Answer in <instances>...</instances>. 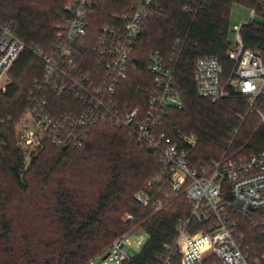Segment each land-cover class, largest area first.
<instances>
[{
	"label": "trees",
	"instance_id": "1",
	"mask_svg": "<svg viewBox=\"0 0 264 264\" xmlns=\"http://www.w3.org/2000/svg\"><path fill=\"white\" fill-rule=\"evenodd\" d=\"M68 2L0 0V26L10 28L28 46L52 53ZM236 4L257 9V19L244 26L241 34L246 47L258 52L264 61L263 6L248 0H215L200 7L189 0H156L134 45L138 70L120 89L123 104L131 109L147 108L153 88L147 71L149 57L154 52L170 55L180 42L175 79L184 107L169 113L164 132L177 142L181 133L196 137L198 145L193 155L198 163L225 156L246 159L264 150V127L259 125L257 113L250 111L247 99L234 92L221 101L200 98L194 80L196 61L201 56L217 58L225 77L233 72L235 64L229 52ZM129 5V0H101L87 45L79 49L88 61L83 63L84 69L89 71V62L94 61L91 48L101 28ZM43 74V63L25 52L11 72L7 91L0 93V264H88L108 254L117 240L134 229L149 239L141 252L124 264H157L160 256L176 252L178 225L190 219L193 206L183 193L168 188L155 197V205L145 208L136 201V193L145 191L161 168L153 154L131 142L126 130L98 126L80 149H58L46 142L24 172L16 128L2 121H18L24 115L28 91ZM53 99L58 106L66 101ZM69 108H60L59 114L69 112ZM256 110L264 111V98L257 102ZM29 175L39 181L40 189L34 190L39 197H45L43 191L54 184L48 197L55 199L46 208L53 213L51 232L41 236L30 230L24 218L27 209L33 208L31 201L20 197L32 192ZM7 178L13 189L6 186ZM201 231L210 229L194 220L190 232ZM239 232L247 243L256 242L257 255L264 254V231L241 219ZM172 264H180L178 253Z\"/></svg>",
	"mask_w": 264,
	"mask_h": 264
},
{
	"label": "built area",
	"instance_id": "2",
	"mask_svg": "<svg viewBox=\"0 0 264 264\" xmlns=\"http://www.w3.org/2000/svg\"><path fill=\"white\" fill-rule=\"evenodd\" d=\"M129 1L124 13L113 15L111 23L101 28L91 48L95 58L89 62V71L83 68L88 61L79 49L87 45L101 0H69L52 53L28 46L10 28L0 26V92L7 91L11 72L25 52L44 65L43 77L28 91L24 115L2 124L14 125L25 156L40 153L46 142L58 149H80L98 126L126 130L131 142L153 154L161 168L146 190L136 193V201L145 208L155 205V197L168 188L183 193L193 206L190 219L178 225L177 251L160 256L157 264H172L177 253L180 264H264V254L254 252L256 242L247 243L239 232L241 219L264 231V150L246 159L225 156L198 163L193 155L196 137L181 133L177 142L164 132L169 113L184 107L175 79L181 43L173 46L170 55H150L147 71L153 88L147 108L131 109L121 102L123 83L138 70L134 45L156 0ZM189 1L200 7L215 0ZM248 1L264 7V0ZM256 17L257 9H252L250 21L234 26L229 58L235 68L231 75L225 77L217 58L201 56L196 61L194 80L200 98L221 101L232 92L246 98L250 111L261 116L264 126V114L256 110L257 102L264 98V61L258 52L246 47L241 34ZM54 97L66 101L58 106ZM68 106L69 112L59 114L60 108ZM194 220L210 231L192 234ZM127 245H131L130 237L119 239L108 254L88 264L100 258L103 264H124L132 258Z\"/></svg>",
	"mask_w": 264,
	"mask_h": 264
},
{
	"label": "rangeland",
	"instance_id": "3",
	"mask_svg": "<svg viewBox=\"0 0 264 264\" xmlns=\"http://www.w3.org/2000/svg\"><path fill=\"white\" fill-rule=\"evenodd\" d=\"M250 20H251V9L243 4H236L233 8V13H232V28H231V36H230L231 43H233L235 38L234 26ZM62 22L60 23L59 27L61 26ZM261 112L264 114V111ZM257 115H258L257 119L259 121V125L263 126L261 116L259 114ZM18 148L21 150L19 142H18ZM40 153L34 156L27 154L26 156L24 155V172L29 170L34 157H37ZM28 178L30 181V190L32 192H28V193L24 192V194H21L20 197H23L26 201H28V203L31 201L33 208L27 209L26 213L25 212H24L25 214L23 213L24 218L27 221L30 230L32 232L36 231V234H38L36 236L48 234L49 232H51L49 222L53 217V213H51V210L46 211V208L49 205H51L55 199V197H51V196L48 197L49 195H51V193H53L54 184L49 185L46 188V190L43 191L45 197H39L40 196L39 192L34 193V190L40 189V186L38 184L39 181L36 180V178H32V175H29ZM6 186L8 187V189L14 188L13 183L9 181L8 178L6 179ZM124 237H130L131 245H127V246L129 249V253L131 254L132 257L137 256L141 252V250L143 249V247L145 246V244L149 239L148 235L141 232L139 229L132 230L131 232L124 235L122 238ZM94 264H103L102 259L101 258L97 259Z\"/></svg>",
	"mask_w": 264,
	"mask_h": 264
},
{
	"label": "water",
	"instance_id": "4",
	"mask_svg": "<svg viewBox=\"0 0 264 264\" xmlns=\"http://www.w3.org/2000/svg\"><path fill=\"white\" fill-rule=\"evenodd\" d=\"M238 205H239V206H242V205H243V203H242L241 201H239V202H238ZM250 210L252 211V210H253V208H252V207H250ZM106 258H107V257H105V259H106Z\"/></svg>",
	"mask_w": 264,
	"mask_h": 264
}]
</instances>
